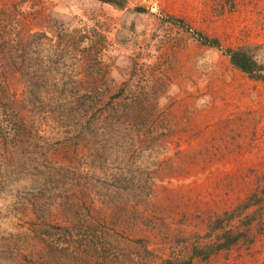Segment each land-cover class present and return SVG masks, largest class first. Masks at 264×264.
I'll return each mask as SVG.
<instances>
[{"label": "rangeland", "instance_id": "374dc122", "mask_svg": "<svg viewBox=\"0 0 264 264\" xmlns=\"http://www.w3.org/2000/svg\"><path fill=\"white\" fill-rule=\"evenodd\" d=\"M257 44L264 0H0V264H181L226 226L253 241L193 264H264V82L223 51Z\"/></svg>", "mask_w": 264, "mask_h": 264}, {"label": "trees", "instance_id": "16d2710c", "mask_svg": "<svg viewBox=\"0 0 264 264\" xmlns=\"http://www.w3.org/2000/svg\"><path fill=\"white\" fill-rule=\"evenodd\" d=\"M96 1L112 4L117 8L123 10L126 9L129 5V0H96ZM136 9L137 11L140 12L146 11V8L142 6H138ZM169 21L172 23L180 24L182 26L186 25L183 19L175 18L173 16L169 17ZM197 37L201 41V43L206 46L222 49L221 42L216 38H210L209 36L203 33H197ZM223 51L229 57L231 64L236 69L247 74L248 76H250L255 80L264 82V58L262 57V55H264V45L262 44L242 45L236 48H228ZM122 91L123 92H121L119 96L124 94L125 90ZM29 134H32L31 130ZM239 208H241V206ZM232 213L233 212L226 211L225 216L219 218L217 223L222 227L225 219L228 220L233 219L232 217L234 216L230 215ZM228 215H230L229 218L226 217ZM225 229H226L225 232L221 234L218 238H216V240L212 244L204 245V247L201 248L195 247L194 254L191 257V259L186 262H182L181 264H193V259L195 257H200L201 259H209L213 255H215L216 253L222 250H230L236 246H239L245 241H248L249 243L253 241L250 232L234 230L233 228H228V226H226ZM40 238L46 240L44 236ZM49 245H50L49 255H50V259L52 260L55 259L54 256L55 253H57V249L52 244ZM29 258L31 264H40L38 258L37 260L35 259L34 254L30 253ZM50 264H52V262Z\"/></svg>", "mask_w": 264, "mask_h": 264}]
</instances>
